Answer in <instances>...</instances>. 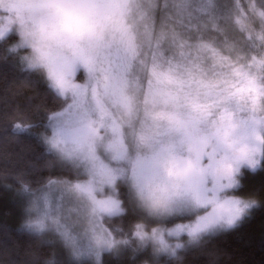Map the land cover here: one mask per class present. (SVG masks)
Here are the masks:
<instances>
[{
	"label": "snow or ice",
	"instance_id": "1",
	"mask_svg": "<svg viewBox=\"0 0 264 264\" xmlns=\"http://www.w3.org/2000/svg\"><path fill=\"white\" fill-rule=\"evenodd\" d=\"M0 66L58 102L4 134L42 129L59 171L17 175L19 231L68 264L179 258L264 209V0H0Z\"/></svg>",
	"mask_w": 264,
	"mask_h": 264
},
{
	"label": "trees",
	"instance_id": "2",
	"mask_svg": "<svg viewBox=\"0 0 264 264\" xmlns=\"http://www.w3.org/2000/svg\"><path fill=\"white\" fill-rule=\"evenodd\" d=\"M27 77L28 74L18 68L10 66L5 72L0 66V113H8L7 119L0 118V261L3 264H44L54 258L55 244L43 243L46 237L37 239L19 231L22 221L16 219L22 209L13 208L19 187L18 174L31 179L35 175H54L59 171L56 167H45L51 158L43 155L42 145L32 134L42 129L4 134L5 128L11 129L14 121L22 122L27 117L28 123H35L43 118L45 110L58 104L51 100L43 82ZM52 164L57 162L52 161ZM244 183L245 192L259 190L264 186V173L249 175ZM5 185H11V190ZM146 255L133 251L105 255L104 264H144L145 261L147 264H264V209L256 211L254 218L238 229L221 234L202 248L181 253L179 258L164 257L152 262Z\"/></svg>",
	"mask_w": 264,
	"mask_h": 264
},
{
	"label": "rangeland",
	"instance_id": "3",
	"mask_svg": "<svg viewBox=\"0 0 264 264\" xmlns=\"http://www.w3.org/2000/svg\"><path fill=\"white\" fill-rule=\"evenodd\" d=\"M13 200V199H12ZM15 200V201H14ZM14 200H13V208H21L22 209V207H21V205L19 204V202H18V197H17V199H15L14 198ZM11 209V210H14V209ZM16 212V211H15ZM16 220H19L20 222L22 221V223H23V215H22V212H18V214H17V219ZM46 238H47V240L48 239H54V237L53 236H51V235H47V236H45ZM127 251H132L131 249H129V250H127ZM124 252H126V251H122L121 253H124ZM54 253H55V257H54V259L55 260H57V261H60V262H68V255H67V253L65 252V250L63 249V248H61L58 244H55L54 245ZM135 254H142V253H135ZM152 262H154V261H156V260H160L161 258H164V257H167V256H164V255H160V256H158V257H153V256H151L150 254H147L146 255Z\"/></svg>",
	"mask_w": 264,
	"mask_h": 264
}]
</instances>
